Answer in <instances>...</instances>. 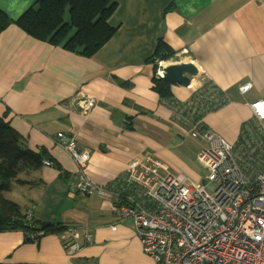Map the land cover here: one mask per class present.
Masks as SVG:
<instances>
[{
    "label": "crops",
    "instance_id": "1",
    "mask_svg": "<svg viewBox=\"0 0 264 264\" xmlns=\"http://www.w3.org/2000/svg\"><path fill=\"white\" fill-rule=\"evenodd\" d=\"M36 1L0 0V8L17 20ZM115 1L109 23L117 31L92 57L31 36L16 23L0 33V116L32 151L46 152L26 175L42 184L15 185L14 196L22 202L11 200L37 223L65 226L35 240L20 229L0 232V262L119 264L134 253L154 264L134 221L117 211L136 192L123 179L129 162L151 154L173 173L197 178L194 166L205 142L192 137L191 116L182 110L193 114L191 103L207 86L224 91L229 103L207 113L203 122L237 144L244 123L253 118L248 102L264 99V0ZM160 37L173 50L170 60L152 59ZM173 62L194 63L198 72L188 86L170 82L175 100H164L156 79ZM248 82L251 90L241 93ZM88 96L97 104L85 115L75 102ZM60 132L90 150L86 174L109 192L71 191L77 165L57 140ZM70 228L82 235L88 228L94 242L69 255Z\"/></svg>",
    "mask_w": 264,
    "mask_h": 264
},
{
    "label": "built area",
    "instance_id": "2",
    "mask_svg": "<svg viewBox=\"0 0 264 264\" xmlns=\"http://www.w3.org/2000/svg\"><path fill=\"white\" fill-rule=\"evenodd\" d=\"M251 87L250 82L245 83L240 91L246 94ZM96 104L92 96L75 102L85 115ZM248 105L260 131L258 137H262L264 99ZM189 125L192 137L205 142L194 166L197 178L173 173L154 155L135 156L123 179L136 192L119 204V216L134 221L143 251L154 264H264V146L257 141L260 153H255L257 147L242 151L219 134L198 129L197 123ZM64 137L60 132L57 140L77 165L69 183L71 191L109 192L86 174L90 150L79 146L74 137ZM43 164L54 163L44 159ZM85 230L82 235L81 229L70 228L69 255L94 242L93 234Z\"/></svg>",
    "mask_w": 264,
    "mask_h": 264
},
{
    "label": "trees",
    "instance_id": "3",
    "mask_svg": "<svg viewBox=\"0 0 264 264\" xmlns=\"http://www.w3.org/2000/svg\"><path fill=\"white\" fill-rule=\"evenodd\" d=\"M117 7L118 3L115 0H37L17 20L11 19L0 8V33L12 23H16L31 36L54 45H61L65 50L81 56L92 57L115 35L117 28L109 23V19ZM172 54L171 47L160 37L152 59L170 60ZM156 84L162 99L175 100L170 82L160 78L156 79ZM200 94L201 99L191 103L196 111L192 114L189 108H186L182 112L191 116L189 122L192 125L197 123L201 129H208L203 122L205 115L218 111L229 103L230 99L224 91L209 86ZM250 129L255 134L253 135L255 138L249 136ZM259 135L260 131L252 118L244 123L237 147L246 152L250 148L257 147L255 153H260L261 147L256 145V142L264 146V136L258 137ZM23 140L10 122L0 116V232L20 229L25 232L27 239L35 240L42 233L59 232L64 230L65 226L53 223L48 225V222L37 223L32 218L28 220L29 213L25 212L19 203L5 195L11 192L15 185L35 187L42 184L26 175H30L41 165L46 152L32 151ZM243 144L245 146L241 147ZM259 165H262V162L259 161ZM0 264L6 263L0 262Z\"/></svg>",
    "mask_w": 264,
    "mask_h": 264
},
{
    "label": "water",
    "instance_id": "4",
    "mask_svg": "<svg viewBox=\"0 0 264 264\" xmlns=\"http://www.w3.org/2000/svg\"><path fill=\"white\" fill-rule=\"evenodd\" d=\"M162 79L172 83L188 86L191 83V75L198 72L194 63L173 62L162 67ZM70 138H68L69 140Z\"/></svg>",
    "mask_w": 264,
    "mask_h": 264
},
{
    "label": "rangeland",
    "instance_id": "5",
    "mask_svg": "<svg viewBox=\"0 0 264 264\" xmlns=\"http://www.w3.org/2000/svg\"><path fill=\"white\" fill-rule=\"evenodd\" d=\"M68 10L66 12V19L68 20ZM222 109V108H221ZM220 110V109H219ZM218 112V111H217ZM213 113H216V112H213ZM198 129H201V126L198 124L197 126ZM230 143L232 144H236L235 142H231ZM201 149V148H200ZM199 149V150H200ZM23 176V175H22ZM24 177V176H23ZM16 191L12 190L11 192H7L5 195L9 198V199H18V201L21 203L22 200L20 197H15L14 196V193ZM119 264H150V262L148 261V259L146 257H143L141 255H137V254H127L125 258H121V261Z\"/></svg>",
    "mask_w": 264,
    "mask_h": 264
}]
</instances>
